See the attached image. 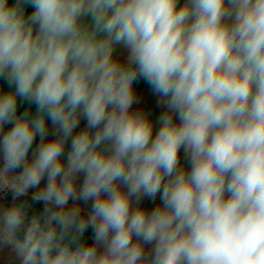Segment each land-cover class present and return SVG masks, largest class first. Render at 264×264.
Returning a JSON list of instances; mask_svg holds the SVG:
<instances>
[{
  "label": "clouds",
  "instance_id": "1",
  "mask_svg": "<svg viewBox=\"0 0 264 264\" xmlns=\"http://www.w3.org/2000/svg\"><path fill=\"white\" fill-rule=\"evenodd\" d=\"M0 80L21 264H264V0H0Z\"/></svg>",
  "mask_w": 264,
  "mask_h": 264
},
{
  "label": "rangeland",
  "instance_id": "2",
  "mask_svg": "<svg viewBox=\"0 0 264 264\" xmlns=\"http://www.w3.org/2000/svg\"><path fill=\"white\" fill-rule=\"evenodd\" d=\"M183 2V0H181ZM116 55L119 56L121 60L125 59L127 52L126 50H122L119 46L117 47ZM0 85H3L5 89L7 88V85L0 80ZM135 89V88H134ZM136 92V98L137 103H135L132 107V110L134 111H141L146 114H148L150 120L153 122L154 125V133L159 128L158 119L159 116L166 110L158 101L160 100L159 96H157L153 90H138L135 89ZM178 122V121H176ZM85 126V121L81 120L80 126L77 129H82ZM49 127L51 128V124L49 123ZM51 135L48 137V139H51ZM67 151V146H66ZM31 157V153L29 154ZM181 158V165L188 169L190 166L187 162V160L184 157L183 149H181L180 153ZM0 164H2V160H0ZM17 171H20V169H17ZM83 177H79L78 183L82 182ZM44 181H42V184ZM32 191L29 192V197H31ZM12 202V194L9 193H0V205L8 206ZM18 203V200L16 201ZM159 195L157 196L155 201H151L148 198H145L142 201L141 206L147 209L148 211H151L153 207H155L159 203ZM70 203H72L70 201ZM81 207L85 208L86 210H90L91 202L88 204H84L83 202H80ZM147 248L152 247L151 245L146 246ZM0 264H21V261L15 256V254L11 251L10 248L3 247L0 248Z\"/></svg>",
  "mask_w": 264,
  "mask_h": 264
},
{
  "label": "trees",
  "instance_id": "3",
  "mask_svg": "<svg viewBox=\"0 0 264 264\" xmlns=\"http://www.w3.org/2000/svg\"><path fill=\"white\" fill-rule=\"evenodd\" d=\"M14 0H9V3H13ZM33 9L29 6L27 7L26 9V15L27 14H30L31 11ZM133 87L135 89H138V90H152L151 86L143 79H138ZM27 107V104L26 103H21L19 108H18V113H22L24 111V109ZM35 110L34 106H33V111ZM10 127V125H6L5 126V131L8 130V128ZM39 143V138L37 137V140L36 142L33 144V149L37 146V144ZM30 153H31V150H30ZM29 153V154H30ZM21 201H26L28 204L31 205V208L28 210L29 211V216H31L33 213H36V212H40L43 210V203L42 202H34L31 200V197L27 196V197H20L18 199V203L21 202ZM92 237H93V230L91 227H89L84 236H83V241L87 242V243H91L92 242Z\"/></svg>",
  "mask_w": 264,
  "mask_h": 264
}]
</instances>
